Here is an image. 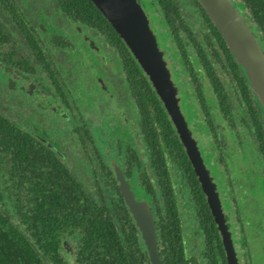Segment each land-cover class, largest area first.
Instances as JSON below:
<instances>
[{
  "label": "flooded vegetation",
  "instance_id": "af4514ba",
  "mask_svg": "<svg viewBox=\"0 0 264 264\" xmlns=\"http://www.w3.org/2000/svg\"><path fill=\"white\" fill-rule=\"evenodd\" d=\"M48 1L50 0H0V24L4 28V34L6 35V38L0 43V66H2L0 73H4L5 75V77H0V83L5 81L3 82V86L0 85V115L5 117L9 122L19 126L25 132L30 133L31 142L49 146L56 155H63V151L59 149L57 143L61 142L66 135H70V141L72 140L70 142L71 144H77L78 142L83 146L85 144H91L88 146L90 148L93 147L94 155L89 153L87 158H89V162H92L91 169L94 167L92 170L94 176L96 177L98 175L96 171L100 172V170H103L101 173H111L110 170H112L113 178L111 180L108 179V182H114L116 180L119 187L113 166V161L115 160L117 165L122 168L126 178L130 181L135 193L145 188L143 179L145 178L144 174L148 173V169H169L171 177L167 181L160 182L159 180L158 183H155L150 179L148 184L151 183L160 189L161 185L170 182L173 188L180 192L178 196L180 209L181 201L184 197L186 198L185 203L187 207L192 208V215L185 214V211L181 209L182 244L185 247V252H187V264H230L222 234L209 206L207 196L190 157L187 154L186 147L182 143L171 116L166 109L171 123L170 126L174 128V132L181 142L182 153H185V155H182L181 159L176 154L170 153V146L167 144L166 138L162 135L163 128L160 120L158 121L157 119L158 116L154 108L152 109V113H150L152 118L149 119L152 121L150 135L151 137H155L156 133L154 132L156 130L160 134L161 140L158 139L157 142L159 144L153 145L146 137L147 135L144 129L145 127L148 128V120L146 119L148 115L145 116L142 113V107L140 106L142 97L133 93L132 86L136 85V82H138L143 74L148 77L155 94L158 96L149 76L144 71V73L137 72L138 79L130 80L126 75L124 82L103 72L104 77H100L99 74V78L95 77L89 83H86L85 78L93 77L92 68L82 59H73L69 53V50L76 48L74 43L77 41L74 40V43L65 41L59 43L52 42L53 44L46 45L43 37H47V34L45 31L43 33L37 32L38 28L34 25L33 18L37 22H40V27L44 20L51 22L50 30L54 36H52L51 40L65 35H74L73 37L76 39V36L78 37L80 33L84 34L89 28L87 35L91 36L87 39L83 36L85 38V41H83L88 47L90 55L92 56L94 54L105 70L106 68H111L115 63L118 69V58L123 68L121 53L115 43L107 37L109 35L107 32L100 31L90 25L76 22L70 17L68 22L71 26L70 30H60L58 21L64 19V15L67 17V14L61 10L59 5L57 7L61 12L59 9H49ZM34 3H37V5L31 9L29 5ZM12 4L22 13V20L14 17L16 13H12ZM38 9L44 14L43 20H38L32 14V11H37ZM54 11L59 12L61 19L55 21L54 17L56 15H54ZM195 12L198 13L195 14L196 17L194 15V18L200 19L197 25L198 30H202V24L200 23L201 20L203 21L202 13L200 9L195 10ZM25 21L29 22L28 26L25 24ZM54 22L58 28L54 26ZM73 26L77 27L76 34L72 33ZM88 32L92 34H88ZM203 32L204 34L208 33L206 28ZM97 33H99V38L102 42L98 40ZM38 34H41L42 37ZM202 36L201 33L197 36L199 42ZM160 37L161 39L163 38L162 33H160ZM260 39L264 44V39ZM27 46L30 50L27 49ZM110 48L117 50V56H114L116 60L111 63L106 58L107 56L110 59ZM190 48L195 49L196 44L193 43V46ZM39 51L44 53V58L42 55H37ZM164 55L166 54L164 53ZM166 60L168 66L169 64L171 65L169 68L172 79L180 89L178 96L180 97L179 104L181 110L188 121L193 136L198 142L206 168L213 182L216 184V190L218 191L222 204V212L228 229L231 232L238 264H251L252 255L255 253L252 249V242L248 237L246 240H240L239 244L236 245L230 219L235 218L242 223L243 216H245V209L250 208L259 209L260 207L264 215V108L252 90L249 79L247 97H244L238 93V89L240 88L235 75L230 72L229 67H224L221 63H217L218 66L215 65L214 67L213 62L211 63L212 67L210 72H215L218 76V81H213L210 73L203 68L201 62H199L201 66L195 69L197 75V78H195L186 67L184 70V67L179 62H173L171 59L169 61L167 58ZM105 62H108L109 66ZM174 63L176 69L173 66ZM77 64H81L83 67L76 72L72 71V68ZM138 65L140 66L139 63ZM122 73H125L124 69H122ZM110 77V82L107 84V80ZM79 81H83L86 87L92 91L93 101L89 103L94 108L92 111L82 104L85 97L84 93L74 96L79 89L74 87L73 84ZM42 82L45 87L42 86ZM213 82L217 84L218 90L215 88ZM93 84L99 85L101 93L96 91ZM183 84L188 87H185ZM198 84H200L202 90L197 89ZM183 88L190 89L193 94L199 97V106H195L193 100L186 97L185 89ZM105 94L112 103L105 101ZM207 94L214 101V106L208 103L209 99ZM43 95L47 97L46 100ZM26 97L31 101H25L24 98ZM158 98L160 99L159 96ZM127 102L130 103L128 106ZM107 107H114V118L120 124L111 123L115 129L111 134L114 135L109 138L110 135L107 133L109 136L104 142L103 151H101L96 139H91V125L85 120L82 113L87 111L91 114L93 113L92 120L94 124L97 125L99 122H102L105 125V118L102 111H106L108 109ZM49 113H54L58 119H55ZM27 121L29 122L27 123ZM140 122L143 123V126H141ZM124 125H128V133L130 134V138L127 141L124 138ZM197 130L198 132H196ZM205 131H208V134ZM141 136L145 141L143 143L141 142ZM110 139H114V142H110ZM140 143L142 144L140 145ZM100 155H106V160L95 163L94 160L102 161ZM156 155L160 158L159 167L155 163ZM185 156H187L198 178L200 188L205 195V203L208 207V210L205 211V216L210 215L212 222L216 225L223 250L219 247L218 241L215 243V245L217 244L216 249H214L212 244L206 243V234L202 227V221L198 219L196 209L189 202L190 189L186 181L188 180L189 166L187 165V168H185L181 164V160L184 159L185 162ZM174 173L176 177L173 176ZM222 180L225 182L224 187H221ZM239 197L246 200L245 206L240 205ZM150 204L152 208V203ZM153 214L155 215L154 211ZM186 215H188L189 221L185 224L184 216ZM191 216L194 218V223L193 221L190 222ZM189 222L191 225L194 224V227L189 230L190 238H197L200 244L198 250L202 249L201 251L197 250L195 255L193 244L188 245L189 237L185 227L189 225ZM247 222L248 220L244 221V224H248ZM257 223H259L260 227L253 235L259 240L262 239L264 218L259 219ZM245 225L240 228L238 227L239 229L236 228V233L242 236L248 235V229ZM185 233L187 234V238L184 237ZM65 239L67 238L63 239L62 250H68L79 264L77 255L74 253L75 248L71 245L65 246ZM67 241L70 240L67 239ZM197 245L198 243H195V246ZM260 246L264 249L262 242ZM71 256H69V259L65 257L69 263Z\"/></svg>",
  "mask_w": 264,
  "mask_h": 264
},
{
  "label": "trees",
  "instance_id": "16d2710c",
  "mask_svg": "<svg viewBox=\"0 0 264 264\" xmlns=\"http://www.w3.org/2000/svg\"><path fill=\"white\" fill-rule=\"evenodd\" d=\"M188 1L193 2L192 5L197 4V7L193 8L200 9L203 17L200 23L208 32L201 37L200 42L196 36L198 26L193 20L196 12L192 15L184 13L181 8L183 5L178 0H152L150 5L157 7L158 17H163L161 20L169 30V38L174 37L173 41L180 51L177 48L176 50L181 55L179 63L183 62L184 70L186 67L193 77L197 78L195 69H198L197 64L201 62L213 81H218V76L215 72H210L211 63L213 62V67L221 63L224 67H229L230 72L235 75L240 88L238 93L247 97L248 78L245 69L237 63L220 31L199 1ZM56 2L61 10L74 21L90 25L110 35L107 37L118 47L123 60L122 69L130 80L138 79L137 72L144 73L125 42L92 0H56ZM237 2L243 7L245 18L254 28L258 38L264 39V0H235V5ZM12 13H16L14 15L16 19L22 20V13L14 4H12ZM187 14L190 19L186 25L184 20ZM5 38L4 28L0 24V43ZM193 43L196 44L195 49L190 48ZM187 51L193 53L198 60L193 61L190 57L191 53ZM168 53L170 55L171 50ZM37 55H42L44 58L42 51H39ZM142 75L132 89L134 94L142 97L140 101L142 113L145 116L148 115L146 118L148 128L144 129L146 137L153 145L159 144L158 139L161 140L156 130L155 137L150 135L152 121L149 119L152 118L150 113L154 108L163 128L162 135L170 146V153L182 159L185 153H182L181 142L174 128L170 126L165 107L155 94L148 77ZM213 83L218 90L217 84ZM197 89L202 90L200 84ZM30 136V133L0 115V155L9 154L12 162L10 171L0 172V185L3 187L7 185L0 191V264H70L67 260L69 255L65 256L61 253L63 238L74 242L75 254L80 264H151L141 233L117 181L108 182V179L113 178L112 170L109 169L111 173H101L103 170L96 171L98 177H95L94 182L100 194L95 195L93 200L88 197L84 199L81 196L85 194L82 190L83 186L77 181L70 168L66 167L62 159V162L59 161V156L49 146L31 142ZM36 150L43 153L29 155L31 151ZM185 158V162L183 159L181 164L185 168L189 166L188 180L184 177L190 189L189 202L196 209L198 219L202 221L206 243L212 244L216 249L215 243L218 241L219 247L223 250L216 225L212 222L210 215L205 216L208 207L198 178L187 156ZM155 159L159 167V156L156 155ZM48 166L52 168L48 170L49 176H46L47 184L52 182L53 186L59 185L60 188L44 186L50 191L40 192V189L33 186L36 199L32 205L29 204L26 207V203L19 200V191L15 190V185L22 178L26 179L28 184L38 182L39 178L45 174L42 168L45 171ZM158 173L161 176L160 182L167 181L171 177L167 168L158 169ZM13 174L15 177L12 180L7 178ZM17 177L20 178L19 182H15ZM143 182L145 188L136 193L138 198L145 196L152 203L163 263L187 264V252L182 244V213L178 201L180 192L176 191L170 182L161 185L160 189L151 183L148 184L149 180L146 178ZM70 189H75L77 193L73 194L74 191ZM7 191L10 193L8 196L5 194ZM3 210H6L9 215Z\"/></svg>",
  "mask_w": 264,
  "mask_h": 264
},
{
  "label": "water",
  "instance_id": "95a60500",
  "mask_svg": "<svg viewBox=\"0 0 264 264\" xmlns=\"http://www.w3.org/2000/svg\"><path fill=\"white\" fill-rule=\"evenodd\" d=\"M214 25L220 31L235 60L243 66L251 88L264 108V44L256 35L235 0H198ZM124 40L171 116L187 154L195 168L209 206L223 237L230 264H238L231 232L228 229L216 184L210 176L198 142L192 134L179 101V87L172 79L171 70L160 49L156 33L148 15L138 0H92ZM116 178L125 202L132 214L147 249L151 264H164L159 249L156 220L147 197H137L123 170L113 161ZM3 212L7 215L6 210ZM68 241H65V246ZM48 262V260L46 259Z\"/></svg>",
  "mask_w": 264,
  "mask_h": 264
},
{
  "label": "rangeland",
  "instance_id": "374dc122",
  "mask_svg": "<svg viewBox=\"0 0 264 264\" xmlns=\"http://www.w3.org/2000/svg\"><path fill=\"white\" fill-rule=\"evenodd\" d=\"M151 1L152 0H139V2L141 3L143 8L145 9V11H146V13H147V15H148V17L150 19L151 28L153 29V31L156 33V35L158 37V42H159V45H160L161 49L162 50L164 49L163 51L166 54L165 58H167L169 61L171 59V61H173V62L174 61L175 62H179V60H181V55H179L177 50H176V48L178 50H179V48L177 47L176 43L173 41L174 37L172 36V39L169 38V36H170L169 30L166 28V26L164 25V23L161 20V18L163 19V17L162 16L158 17L157 7L156 6L155 7L150 6V5H152ZM178 1L179 2L181 1L180 4L182 3V5H183V7L181 6V8H183L184 13H188V14L192 15V13L195 12V9L193 7H197V4L192 5L191 2H189L188 0H178ZM48 3H49V7H48L49 9H55V10L59 9L57 7L58 3L56 2V0H50V1H48ZM36 5H37V3H34L32 5H29V7L31 9H33ZM189 10H193V11H189ZM37 11H38V13H37ZM37 11H32V14L38 20H43L44 19V17H43L44 14H42L39 9ZM59 11L61 12L60 9H59ZM196 13H198V12H196ZM188 14L186 15V19L184 20L186 25L188 23V20L190 19ZM54 15H56L54 17L55 21L61 19L60 16H59V12L57 13V12L54 11ZM183 16H184V14H183ZM61 20L58 21L60 30L61 29H63L64 31L70 30L71 26L68 24L69 17L68 16L66 17L64 15V19H61ZM193 20L195 21V24L198 25L200 19L197 20V19L193 18ZM33 21H34V25H36L37 28H38L37 32H40V33L41 32L43 33L44 31L46 32L47 37H43V39H45V44L46 45H51L53 43H59V42H64V41L65 42H72V43L77 41L76 43H74V46L76 48L72 49V50H69V53L71 54L73 59H82L83 61H85L87 63V65L90 68H92L93 77L85 78L86 83H89L91 81V79H93L95 77L99 78L98 77L99 74H100V77H104L103 72L108 73V75H110L112 77H116L117 79H120L121 81L125 82L126 73H122V66L120 64L119 58L117 60V62L119 63L118 69H117V66H116V63H115L111 68H106V70H105L104 67L101 65L100 61L98 60V58L95 57L94 54H92V56L90 55L88 47L84 43L85 38L87 39V38H89V36H91V35H87V30L89 28L84 32V34L80 33V35L78 37L75 35L76 39L73 37L74 35H65V36H62V37L55 38V39L51 40L52 36H53V32L50 30L51 22L44 20L42 22V24H41V27H40V22H37L34 18H33ZM25 24L27 26L29 25V23L26 22V21H25ZM54 26L56 28H58V26L56 25L55 22H54ZM72 28H73L72 33L76 34L77 27L73 26ZM201 29L202 30H197L196 36H198L200 33L202 35H204L203 30L205 29V27L202 26ZM159 32L162 33V35H163L162 39L160 37V33ZM58 33H60V32H58ZM88 34H92V33L88 32ZM38 35H40L42 37L41 34H38ZM83 36L85 38H83ZM97 36H98V40L100 42H102L101 39L99 38L100 37L99 33H97ZM27 49L30 50V48L28 46H27ZM110 49H111L110 50V59H108V57L106 56V58H107L109 63H111L114 60H116L114 58V56H117V50L115 48H110ZM170 50H171V54L168 56V52ZM111 51H112V53H111ZM187 53H191V52L187 51ZM102 55H104V53H102ZM190 57L195 62L198 60L193 53L190 54ZM108 62H105V64L107 66H109ZM181 64H182V67H184L183 66V62H181ZM169 66L171 67L170 64H169ZM173 66L176 69L175 63H174ZM197 66L200 67L201 65L198 63ZM1 67L2 66H0V72L2 70ZM82 67L83 66L81 64H77L75 67L72 68V71L76 72L79 69H81ZM94 68L96 69V72H95ZM172 69H173V67H172ZM0 77H5L4 73L3 74L0 73ZM6 77L9 78L8 76H6ZM110 79H111V77L108 78L107 84H109ZM226 79H227V77H226ZM3 82H5V81H3ZM3 82L0 83L1 86L4 85ZM124 84H122V85H124ZM73 85H74V87L79 89L78 92L74 96L84 93L85 97L83 99L84 102L82 104H84L86 106V108L89 109L90 111L94 110L92 105L89 104L90 102L93 101V97H92V94H91L92 91H90V89H88L86 87V85L83 83V81L75 82ZM183 85L185 86V84H183ZM6 86H7V84H6ZM42 86H44L43 82H42ZM42 86H41V88L43 90H45V88H44L45 86L44 87H42ZM93 86H94V88L96 89V91L98 93H101V90L99 89V85L98 84H93ZM185 87H188V86H185ZM183 89H185V88H183ZM185 95H186L187 98L193 100L195 106H199V103H198L199 97L196 96V94H193L190 89H185ZM43 97L46 100L47 97L45 95H43ZM207 97L209 99L208 103L211 104L212 106H214L215 103H214L213 100H211V98L209 97L208 94H207ZM24 99H25V101H29V102L31 101L27 97L24 98ZM105 101L109 102V103H112L107 98L106 94H105ZM129 104L130 103L127 102V106ZM107 108L108 109L106 111H102V114L104 115V118H105V125H103L102 122H99V124H97V125L94 124V122L92 120L93 113L91 114L88 111L82 113L83 117H85V120L89 123V125H91V127H90L91 139L92 140L96 139V141L98 142V146H99L101 151H103V149H104V142H105L106 138L109 135H110L109 138H111L114 135V134H111V133H113L115 131V129L113 128V125L111 123L113 122V123H116V124H118V123L120 124V122L117 119L114 118V112H113L114 111V107H107ZM16 113L18 114V112H16ZM49 114L53 115L55 117V119H58L57 116L54 113H49ZM135 117H136V115H135ZM28 122L29 121H27V123ZM140 124H141V126H143L142 122H140ZM35 127H36V125H35ZM141 128H143V127H141ZM123 131H124L125 141H127L130 138V134L128 133V125H124L123 126ZM196 132H198V130ZM205 132L208 134V131H205ZM140 135H141V133H140ZM70 139H71L70 135H66V136L63 137L61 142L57 143L59 149L63 151V155H58L59 156V161L62 162L61 159L63 160V163L66 165V167L70 168V170L73 172L74 176L76 177L77 181L83 186L84 189L82 188V190L85 192V194H81V196L84 199L86 197H88L90 200H93V199H95L94 198L95 195H99L100 194V190L97 189V185L94 182L95 176H94L93 171H92L94 167H92V169H91L92 162L91 161L89 162V158H87V155H89V153L94 155L93 147L90 148L88 146V145H91V144H88V145L85 144L83 146L80 142H78L77 144H71L70 142L72 140L70 141ZM201 141H202V139H201ZM201 141H200V144L203 147V144H202ZM210 141H211V138H210ZM110 142H114V139H110ZM141 142L142 143L145 142L144 138H142V136H141ZM212 142H213V139H212ZM142 143H140V145ZM203 150H204V148H203ZM39 152H41V151H39ZM39 152L37 150L36 151H31L29 153V155H34L35 153L38 154ZM41 153H43V152H41ZM204 154H205V152H204ZM100 158L102 159V161L94 160L95 163L104 162L106 160L107 156L106 155H100ZM242 162H244V161H242ZM11 164H12V162L10 160V155L9 154L0 155V172H2V171L6 172V170L10 171L11 167H12ZM50 168H52V166H48L45 171L42 168V172H44L45 174L42 175V177L39 178L38 182H32V183L28 184L26 182V179L22 178L20 182H23V183H20L19 182L20 178H18V177L15 178L16 179L15 182H19L18 184L15 185V190L19 191V194H18L19 200L22 203L25 202L26 203V207L29 204L32 205L33 201L36 199L34 197L36 191H33V186H35L37 189H40V192H42L43 190L45 192H49L50 191L49 189L46 190L44 188V186H50V188H54V189L60 188L59 185L53 186L52 182L47 184L46 176L47 177L49 176V175H47V173H48V170ZM144 176H145L146 179H148V180L151 179L155 183H158V181L160 180V177H161L160 174L158 173V169L156 170V169H151V168L148 169V173H145ZM173 176L176 177V174L174 173ZM13 177H15L14 174L11 177L8 176L7 178L12 180ZM224 186H225V182H224V180H222L221 187H224ZM5 187H7V185H5ZM5 187L0 185V191L2 189H4ZM70 190L74 191L73 194L77 193V191L75 189L74 190L70 189ZM95 193H98V194H95ZM5 194L7 196L10 195V193H8V191ZM73 196H75V195H73ZM185 201H186V198L184 197V199H182V201H181V209L183 211H185V214L192 215V208L191 207H187V204L185 203ZM239 201H240V205L241 206H245V204H246L245 203L246 202L245 199H241L239 197ZM0 205H1V203H0ZM97 205H99V204H97ZM263 210H264V208H263ZM244 212H245V216H243L244 219H243L242 223L239 222L235 218H232V220L230 219V223L232 225V230L234 231V237H235L236 245L239 244L240 240H246L249 237V239L252 242V249L255 251V253H253V255H252L251 264H264V249L260 246L261 242H262V245H264V229H263V232H262V239L258 240L253 235L257 231V229H259V227H260L259 223H257L258 220L264 218L263 211L259 207V209H252V208L245 209ZM188 215L184 216L185 224L189 221ZM246 220H248V222H247L248 224L245 225L244 221H246ZM191 221H193V223H194V218L192 216H191L190 222ZM190 222H189V225H187V227H185V228L187 230L188 237H189L188 245L193 244V251H194V255H195L197 250H198V248H199V246H200V244H199V240L197 238H193V239L190 238L189 230H191L194 227V224L191 225ZM244 225L248 229V233L249 234L245 235V236H242L239 233L237 234L236 233V228H238V227L240 228L241 226L243 227ZM55 230H58V229H55ZM184 237L187 238V234L186 233L184 234ZM64 241H67V239H65ZM69 242L70 241L67 242V245H71L73 248H76L74 242H71L70 244H69ZM195 243H198V245L195 246ZM201 250L202 249H199L198 251H201ZM61 253L63 255H65V256L66 255L67 256L68 255L71 256V253H69L68 250H66V251L61 250ZM74 253H75V251H74ZM69 261H70L71 264H78L77 260L74 259L73 256L70 257ZM79 264H80V262H79Z\"/></svg>",
  "mask_w": 264,
  "mask_h": 264
},
{
  "label": "bare ground",
  "instance_id": "6f19581e",
  "mask_svg": "<svg viewBox=\"0 0 264 264\" xmlns=\"http://www.w3.org/2000/svg\"><path fill=\"white\" fill-rule=\"evenodd\" d=\"M149 18V17H148ZM149 21H150V19H149ZM123 40V39H122ZM158 44H159V42H158ZM159 47H160V45H159ZM166 55H164V57H165ZM166 59V58H165ZM181 107V106H180ZM44 256V255H43Z\"/></svg>",
  "mask_w": 264,
  "mask_h": 264
}]
</instances>
